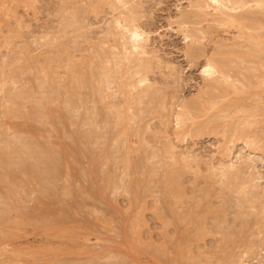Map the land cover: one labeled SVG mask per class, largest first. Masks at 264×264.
<instances>
[{
  "label": "rangeland",
  "instance_id": "obj_1",
  "mask_svg": "<svg viewBox=\"0 0 264 264\" xmlns=\"http://www.w3.org/2000/svg\"><path fill=\"white\" fill-rule=\"evenodd\" d=\"M197 1L198 3L195 4ZM224 1L221 2L223 6ZM230 2H226V5ZM233 2H237L235 6L239 4L238 8L234 6L237 8H234L235 10L232 7ZM239 2L240 0L232 1L230 8L229 6L225 8L211 0H202L203 4L201 0H0V103H2L0 104V159L5 162L4 165L2 161L0 162V180H2L0 201L4 199V203L3 201L0 203V211L6 212V215L4 213L0 219V225L2 224V227L0 226V264H58L59 262V264H264V138H262L264 137V93H262L264 92V74H262L264 60L258 61L264 59V53L261 52L262 55L259 54V57L255 56L259 51L254 53L253 51L256 50L254 49L251 51L254 53L252 60L257 57L258 60L252 61L249 58L250 55L248 62H246L247 57L243 58L244 55L248 56L246 53L248 49L250 50L248 47L250 43L254 40L264 42V0H246L241 6ZM201 4L206 6L203 7ZM251 14H253L252 17ZM255 15L260 16L263 21L259 20L260 17L258 20L254 18L257 17ZM237 16L238 18L248 16V20L253 18L251 20L256 21L250 24V20L246 19L245 22L243 21L245 24L241 22V25L244 24L246 27L243 28L240 26V19H236ZM129 30H136L141 34L137 49L131 47ZM258 46L257 44L254 48ZM260 46L258 50L262 51L259 49ZM230 52L232 53L229 54ZM96 59L98 60L95 61ZM237 59H242L239 61L243 64H239ZM245 59L247 60L244 61ZM86 60H88L87 63ZM232 60L234 62H230ZM219 61L220 65L224 62L223 69L219 66ZM208 63L216 66V73L211 76L205 73ZM225 63H228L227 66L233 65H230L228 69ZM74 65L76 70L72 67ZM94 66L100 68L97 69ZM142 66L145 68L141 69ZM86 67L88 70L84 69ZM81 68L83 71H80ZM72 69L79 71L78 77L79 73L83 72V75L80 74V81L84 78L86 80V77L90 80L87 79L86 83L85 80L79 82L77 76L74 78L75 75H72V78L70 74ZM224 70L227 72L225 73ZM89 72L90 74H87ZM250 72L253 73L250 74ZM250 75L257 77L250 79ZM65 80L69 81L65 82ZM253 80L259 83L260 86L256 84L258 88H252L253 85L255 86V83L252 84ZM76 82L77 86L74 85ZM63 88L70 91L69 94ZM145 92L146 95L142 98ZM65 94L69 96L65 97ZM89 95L90 99H88ZM53 97L54 99H51ZM139 98L142 101H139ZM65 99L72 100L69 107L66 106L68 104ZM96 99L98 104L95 102ZM137 99L139 102H136ZM235 99L236 103H234ZM240 99L242 103L237 101ZM21 101H23L22 106H20ZM58 103H61V106ZM52 104L58 106L53 107ZM55 107L59 109L55 110ZM47 111L51 116L47 117V119L51 118L50 122L44 117ZM108 114L111 116L107 117ZM120 114L121 117L117 118ZM17 115L19 117H16ZM96 115L100 117L98 120ZM42 116L44 118H41ZM125 116L130 118L127 117L129 118L127 119ZM112 117H115V120H112ZM71 119H74V123ZM77 119L80 127L78 123H75ZM91 119L96 120L97 125L99 119L102 120L97 126L101 128L90 125ZM9 120L15 122H9ZM21 120L25 121V124ZM113 121H116L115 125ZM45 123H48L50 127ZM72 124L75 126H71ZM109 124L112 125L109 126ZM116 126L117 128H114ZM109 127L110 129L106 130ZM15 128L16 131H14ZM223 129L228 130V133L226 131L222 133ZM117 131L120 132L117 134ZM88 132L89 134L95 132V136L87 134ZM76 133L77 140L74 136ZM124 133L127 135L124 136ZM3 137L6 138L2 139ZM108 139L109 142L111 141L110 144ZM104 143L108 146L106 149H104ZM89 145L94 147V151L92 147V149L88 148ZM100 145H102V152ZM54 147L58 148L54 149ZM132 151L134 153H131ZM35 152L36 155H34ZM18 155L20 157H17ZM127 155L128 159L125 162ZM113 156L115 157L112 158ZM121 156L124 157L123 160ZM25 158L27 159L24 161ZM47 158L51 161H47ZM52 160L56 161L55 167ZM106 160L109 161L106 162ZM12 161L15 163L18 161V163L15 164ZM117 161L119 163L115 165ZM18 164L19 169L12 168ZM84 167L88 170L83 169ZM148 168L149 172H147ZM155 168L157 170H153ZM163 170L166 171L163 172ZM64 171L69 174L66 175ZM104 171L107 176L103 173ZM29 172H33L34 175ZM151 172L157 175L154 176ZM24 174L27 175L24 176ZM168 174L171 175L168 176ZM5 175L7 178L9 176V179ZM222 181H225V185L224 182L222 185ZM17 182H21L20 184L24 185H21L23 188L20 185L17 186ZM173 182H176V185ZM7 183L11 184L10 187ZM40 183L42 186L39 188ZM151 184L157 186H155L157 191ZM47 185L52 189H49ZM164 186H167L166 189L163 188ZM174 194L179 197L177 198ZM244 195L246 197H243ZM10 196L14 198V201ZM238 200H240V206L244 204L242 208L238 205ZM0 214V216L3 215L1 212ZM34 220L39 223H35ZM227 237L234 242L227 241ZM241 238H246L244 240L247 243ZM225 240L227 246L223 244ZM224 250L227 252L229 250L228 255ZM232 250L234 254L236 253L235 255ZM223 254L225 260L222 259Z\"/></svg>",
  "mask_w": 264,
  "mask_h": 264
},
{
  "label": "bare ground",
  "instance_id": "obj_2",
  "mask_svg": "<svg viewBox=\"0 0 264 264\" xmlns=\"http://www.w3.org/2000/svg\"><path fill=\"white\" fill-rule=\"evenodd\" d=\"M211 1H212L213 3L215 2L216 4L220 5L221 2H223L224 0H223V1H222V0H211ZM225 1H226V2H230V1H231V2H230V4L227 3V5H226V2H225ZM225 1H224V3H225L224 6H223V3H222V4H221L222 6L220 5V7H225V8H227L229 5H231L232 1H237V0H225ZM243 1L245 2L246 0H242V2H241V0H240V2H239V3H240V6H241L242 3L244 4ZM196 3H198V1L195 2V4H196ZM201 3H202V0H201ZM203 3L206 4L205 1H203ZM203 3H202V4H203ZM219 3H220V4H219ZM236 3H237V2H233V3H232V4H233V5H232L233 9H234L235 7H237V6H239V4H237V6H235ZM202 4H201V5H202ZM243 4H242V5H243ZM197 5H198V4H197ZM197 5H196V6H197ZM201 5H199V7H200ZM225 5H226V6H225ZM196 6H195V7H196ZM202 6H203V5H202ZM204 6H206V5H204ZM204 6H203V7H204ZM234 6H235V7H234ZM203 7H202V8H203ZM232 7H231V8H232ZM228 8H230V6H229ZM237 8H238V7H237ZM237 8H235V9H237ZM198 9H201V8H198ZM233 9H232V10H233ZM235 9H234V10H235ZM251 13H252V12H251ZM262 13H263V12H262ZM243 14H244V13H243ZM249 14H250V13H249ZM254 14H255V13H254ZM256 14H257V13H256ZM259 14H260V12H259ZM245 15H247V14H245ZM248 16H249V15H248ZM248 16H247V17H248ZM252 16H253V14H251V17H252ZM255 16H257V15H255ZM243 17H244V16H243ZM243 17H242V18H238V16L236 17L237 20L240 19V20H239V21H240V26H241V27L243 26V28H246V27L244 26V24H245L244 22H245L246 19H247V21L250 20V21H249L250 24L252 23V21H253V22L256 21V20H251V19H253V18H251V19L248 20L247 17H244V18H243ZM259 17H260V16H257V17H254V18H257V20H258ZM243 19H244V20H243ZM259 20H262V18L260 17ZM263 20H264V19H263ZM263 20H262V21H263ZM239 21H238V23H239ZM243 21H244V22H243ZM247 21H246V23L249 24V22H247ZM241 22H243L244 24L242 23L243 25H241ZM240 26H239V27H240ZM248 29H249V28H248ZM129 31H130V30H129ZM130 38H131V40H132V41H131V47L133 46L132 49H133V48L137 49V46H138L137 43L140 42L139 40H140V38H141V34L138 33L136 30H131V31H130L129 39H130ZM250 38H251V37H250ZM256 39H257V38H256ZM258 39H260V38L258 37ZM129 41H130V40H129ZM254 41H255V40H254ZM254 41H253V42H254ZM132 42H133V44H132ZM253 42H252V43H253ZM258 42H259L260 44L262 43L260 40H257V42L255 41L253 44H252V43H250L251 45L249 44L250 46H248V47L250 48V50L248 49L249 52H248V51H247V53L245 52L248 56L244 55L243 58H244V57H247V58H248L249 55H250L249 58H251V60H252L255 51H257V52L259 51L258 54H257V53L255 54V56L258 55V57H259V54L262 55V53H264V50L262 49V47L264 46V45H263L264 42L261 44V46H260V44H259ZM256 43L260 46L259 49H261L262 51L258 50V47H259V46H258L257 48H254V47L257 45ZM134 44H136V45H134ZM254 44H256V45H254ZM252 45H254L253 49H251V46H252ZM262 45H263V46H262ZM229 48H230V47H229ZM263 48H264V47H263ZM254 49H256V50H254ZM220 50H221V49H220ZM252 50H254V51H253L254 53L251 52ZM219 52H221V51H219ZM261 52H262V53H261ZM231 53H232V52H230L229 54H231ZM245 53H244V54H245ZM249 53H251V54H249ZM252 53H253V55H252ZM219 54H220V53H219ZM221 54H222V53H221ZM227 54H228V53H227ZM235 54H236V53H235ZM242 54H243V53H242ZM242 54H241V56H242ZM100 56H101V55H100ZM232 56H234V55H232ZM101 57H102V56H101ZM236 57H238V56L236 55ZM258 57H257V59H256V58H254V59L258 60V59H259ZM241 58H242V57H241ZM249 58H248V60L245 59L244 61L247 60L246 62H248V61H249ZM98 59H99V58H98ZM98 59H96L95 61H97ZM101 59H102V58H101ZM254 59H253L252 61H254ZM219 60H220V59H219ZM222 60H223V59H221V61H222ZM225 60H226V62L228 61L227 59H225ZM237 60H238V59H237ZM237 60H236V62H237ZM239 60L242 61V59H239ZM239 60H238V62H239V64H240L241 62H240ZM251 60H250V62H251ZM263 60H264V59H262V60H258V61L262 62ZM87 61H88V60H86V63H87ZM244 61H243V62H244ZM91 62H92V61H91ZM101 62H102V61H101ZM213 62H214V61H213ZM228 62H229V61H228ZM230 62H234V60H232V61H230ZM74 63H75V62H73V64H74ZM103 63H104V61H103ZM215 63H216V65H218L217 62H215ZM218 63H219V66H220V67L224 66V65H223L224 62H223L221 65H220V61H219ZM244 63H245V62H244ZM253 63H254V62H253ZM73 64H72V65H73ZM99 64H101V63H99ZM210 64H213V63H208V66H207L206 69H205V73H207L208 76H209V75L211 76L212 74H215V73H216V69H215L216 66H215V64H213V65H210ZM225 64H226V66H227L228 63H225ZM234 64H238V63H234ZM241 64H243V63H241ZM246 64H247V63H246ZM251 64H252V63H251ZM255 64H256V63H255ZM77 65H78V64H77ZM80 65L84 66L83 64H80ZM103 65H104V64H103ZM119 65H120V64H119ZM230 65H233V64H229V66H227L226 68L230 69ZM259 65H260V64H259ZM261 65H262V64H261ZM20 66H23V65H20ZM70 66H71V65H70ZM99 66H100V65H99ZM99 66H98V68H100ZM116 66H117V65H115V67H116ZM139 66H140V65H139ZM139 66H138V67H139ZM219 66H217V68H218ZM263 66H264V65H263ZM72 67H73V69L76 68L75 65L72 66ZM72 67H70V68H72ZM80 67H81V66H80ZM84 67H85V66H84ZM87 67H88V66H87ZM87 67L84 68V69H87ZM90 67H91V66H90ZM90 67H89V68H90ZM94 67L97 68V66H94ZM103 67H105V66H103ZM220 67H219V69H221ZM244 67H246V66L244 65ZM247 67H248V66H247ZM26 68H27V67H26ZM30 68L32 69L31 66H30ZM70 68H69V69H70ZM98 68H97V69H98ZM107 68H108V67H107ZM113 68H114V66L112 67V69H113ZM119 68L121 69V66H120ZM144 68H145V66H144ZM144 68H143V66L141 67V69H144ZM223 68H224V67H222V69H223ZM249 68H250V67H249ZM254 68H256V67L254 66ZM17 69H18V68H17ZM19 69H20V68H19ZM27 69H29V68H27ZM73 69H72V71H70V72H71L70 74H71V76H72V75H73V76L75 75V76H74V78H75V77L77 76V74H78L79 71H74V70H76V69H74V70H73ZM101 69H102V68H101ZM108 69H109V68H108ZM112 69H111V70H112ZM116 69H117V68H116ZM137 69H138V68H137ZM139 69H140V68H139ZM219 69H217V71H218ZM242 69H243V68H242ZM245 69H246V68H245ZM23 70H24V69H23ZM23 70H22V71H23ZM37 70H38V69H37ZM87 70H88V69H87ZM94 70H95V69H94ZM103 70H104V69H103ZM109 70H110V69H109ZM232 70L234 71L235 68L232 69ZM246 70H249V69H246ZM254 70H256V69H254ZM22 71H21V72H22ZM24 71H25V70H24ZM40 71H41V69H40ZM44 71H45V70H44ZM73 71H74V72H73ZM80 71H83V69L81 68ZM89 71H90V69H89ZM95 71H96V70H95ZM99 71H100V70H99ZM105 71H106V70H105ZM114 71H115V69H114ZM116 71L118 72V69H117ZM224 71H225V70H224ZM224 71H223V72H224ZM244 71H245V70H244ZM19 72H20V71H19ZM38 72H39V70H38ZM72 72H73V74H72ZM75 72H76V73H75ZM84 72H85V71H84ZM112 72H113V71H112ZM226 72H227V71H225V73H226ZM17 73H18V72H17ZM24 73H25V72H24ZM42 73H43V72H42ZM44 73H45V72H44ZM46 73H47V72H46ZM81 73H82V75H83V72H81ZM81 73H79V77L77 76L76 78L79 80V82H84L85 78H84V79L81 78V79H83V81H80V79H79L80 76H81V75H80ZM85 73H86V72H85ZM105 73H106V72H105ZM108 73H109V72H108ZM115 73H116V72H115ZM217 73H218V72H217ZM236 73H237V71H236ZM243 73H245V72H243ZM246 73H247V72H246ZM252 73H253V72H250V74H252ZM257 73H258V72H257ZM19 74H20V73H19ZM26 74H27V73H26ZM26 74H25V75H26ZM87 74H90V72L87 73ZM110 74H111V73H110ZM222 74H223V73H222ZM231 74H233V73H231ZM262 74H264V73H262ZM22 75H23V74H22ZM28 75H29V74H28ZM41 75H43V74H41ZM44 75H45V74H44ZM92 75H93V74L91 73V76H90L91 78L93 77ZM100 75H101V74H100ZM100 75H99V78H100ZM237 75H238V74H237ZM240 75H241V74H240ZM240 75H239V76H240ZM248 75H249V74H248ZM259 75H260V72H259ZM48 76H49V75H48ZM68 76L70 77V75H68ZM73 76H72V78H73ZM85 76H87V75L85 74ZM85 76H84V77H85ZM102 76L104 77L103 74H102ZM105 76H108V75H105ZM112 76H113V74H112ZM231 76H232V75H231ZM234 76H235V72H234ZM250 76H251V75H250ZM250 76H249V77H250ZM255 76H256V75H255ZM255 76H254V75L251 76L250 79H252V77H255ZM88 77H89V75H88ZM224 77H225V76H224ZM256 77H257V76H256ZM256 77H255V78H256ZM262 77H263V75H262ZM262 77H261V78H262ZM26 78H27V77H26ZM39 78H40V77H39ZM46 78H47V77H46ZM67 78H68V77H67ZM67 78H66V79H67ZM244 78H245V77H244ZM246 78H248V77H246ZM258 78H259V77H258ZM263 78H264V77H263ZM48 79H49V78H48ZM52 79H53V78H51V80H52ZM70 79H71V78H70ZM87 79H88V78L86 77L85 82L87 81ZM94 79H96V77H95ZM100 79H101V78H100ZM216 79H217V78H216ZM221 79H222V78H221ZM250 79H249V81H250ZM44 80H45V79H44ZM63 80H64V79H63ZM78 80H75V81H78ZM88 80H90V78H89ZM246 80H247V79H246ZM254 80H255V79H254ZM254 80L252 81V84L255 83ZM61 81H62V80H61ZM67 81H69V80H67ZM67 81L65 80V82H67ZM72 81H73V79H72ZM94 81H95V80H94ZM94 81H93V82H94ZM220 81H221V80H220ZM220 81H218V83H219ZM225 81H226V78H225ZM242 81H243V80H242ZM23 82H24V81H23ZM42 82H43V81H42ZM46 82H47V81H46ZM87 82H88V81H87ZM87 82H86V83H87ZM215 82H216V81H215ZM246 82H248V80H247ZM259 82H260V81H259ZM47 83H48V82H47ZM63 83H64V82H63ZM63 83H62V87H63ZM68 83H69V82H68ZM224 83H225V82H223V84H224ZM262 83H263V82H262ZM262 83H260V84H262ZM33 84H34V83H33ZM50 84H52V83H50ZM66 84H67V83H66ZM70 84H72V83H70ZM97 84H98V83H97ZM249 84H250V83H249ZM252 84H251V85H252ZM256 84L259 85V83H255V86L253 85V87H252V86H251V87H252V88H256V87L258 88V87L260 86V85H259V86H256ZM24 85H25V83H24ZM29 85H30V84H29ZM31 85H32V84H31ZM35 85H36V83H35ZM43 85H44V83H43ZM74 85L77 86V82H76V84H74ZM88 85H89V84H88ZM99 85H100V84H99ZM99 85H98V87H100ZM215 85H216V84H215ZM215 85H214V86H215ZM221 85H222V84H221ZM27 86H28V85H27ZM32 86H33V85H32ZM32 86H31V87H32ZM57 86H58V85H57ZM57 86H56V87H57ZM60 86H61V84H60ZM70 86H71V85H70ZM70 86H69V87H70ZM79 86H80V85H79ZM79 86H78V87H79ZM84 86H85V85H84ZM84 86H83V87H84ZM102 86H103V85H102ZM208 86H209V84H208ZM212 86H213V85H212ZM249 86H250V85H249ZM31 87H30V89H31ZM48 87H49V86H48ZM51 87H54V86H51ZM56 87H55V88H56ZM73 87H74V86H73ZM95 87H96V86H95ZM215 87H216V86H215ZM229 87L231 88V86H229ZM243 87H245V86H243ZM261 87H262V86H261ZM263 87H264V86H263ZM25 88H26V87H25ZM35 88H36V87H35ZM46 88H47V87H46ZM67 88H68V85H67ZM71 88H72V87H71ZM101 88H102V87H101ZM247 88L249 89L248 86H247ZM26 89H27V88H26ZM30 89H29V90H30ZM37 89H38V88H37ZM49 89H52V88L49 87ZM56 89H57V88H56ZM58 89H59V87H58ZM60 89H61V87H60ZM63 89H64V88H63ZM68 89H69V88H68ZM210 89H211V88H210ZM232 89H235V88H232ZM242 89H243V88H242ZM244 89H245V88H244ZM248 89H247V90H248ZM31 90H32V89H31ZM40 90H41V89H40ZM45 90H46V89H45ZM45 90H44V91H45ZM47 90H48V89H47ZM64 90H66V89H64ZM64 90H63V91H64ZM74 90H75V89H74ZM77 90H78V89H77ZM88 90H89V89H87V91H88ZM221 90H222V88H221ZM227 90H229V89H227ZM252 90H253V89H252ZM67 91H68V90H66V92H67ZM90 91H91V90H90ZM92 91H93V90H92ZM217 91H218V90H217ZM248 91H250V90H248ZM35 92H36V91H35ZM45 92H46V91H45ZM48 92H50V91L48 90ZM69 92H70V91H68V94H69ZM75 92H78V91L75 90ZM97 92H98V91H97ZM99 92H100V91H99ZM219 92H220V90H219ZM225 92H226V91H225ZM233 92H235V91H233ZM233 92H232V93H233ZM63 93H65V92H63ZM92 93H93V92H92ZM210 93H211V92H210ZM220 93H221V92H220ZM253 93H254V92H253ZM255 93H256V92H255ZM255 93H254V94H255ZM262 93H264V92H262ZM38 94H40V93H38ZM53 94H55V92H54ZM68 94H67V95H68ZM79 94H80V93H79ZM88 94H89V93H88ZM93 94H95V93H93ZM93 94H92V95H93ZM96 94H97V93H96ZM148 94H150V93H148ZM207 94L209 95V92H207ZM245 94H246V93H245ZM257 94L260 95V93H258V92H257ZM58 95H59V94H58ZM58 95H56V96L53 95V96L57 97ZM67 95L65 94L64 96L66 97ZM141 95H142V94H141ZM144 95H146V92L143 93V97H142V98H144ZM11 96H12V95H11ZM24 96H26V95H24ZM42 96H43V95H42ZM44 96H46V95H44ZM60 96H62V95H60ZM68 96H69V95H68ZM76 96H77V95H76ZM82 96H83V95H82ZM248 96H249V95H248ZM253 96H254V95H253ZM49 97H51V96H49ZM62 97H63V96H62ZM62 97H61L60 99H62ZM65 97H64V98H65ZM73 97H74V95H73ZM84 97H85V96H84ZM92 97H93V96H92ZM99 97H100V96H99ZM147 97H148V96H147ZM240 97H241V96H240ZM251 97H252V96H251ZM254 97H255V96H254ZM259 97H260V96H259ZM261 97H262V95H261ZM261 97H260V98H261ZM10 98L12 99V97H10ZM21 98H22V97H21ZM23 98H24V97H23ZM86 98H87V97H86ZM96 98H98V97L96 96ZM149 98H150V97H149ZM152 98H153V97H152ZM234 98H235V97H234ZM234 98H233V99H234ZM247 98H248V97H247ZM51 99H54V97L51 98ZM51 99H50V100H51ZM58 99H59V98H58ZM58 99H56V100H58ZM73 99L75 100L76 98H73ZM88 99H90V95H89V98H88ZM91 99H92V98H91ZM98 99H99V98H98ZM139 99H140V98H139ZM238 99H239V98H238ZM8 100H9V99H8ZM27 100H29V99H27ZM31 100H32V99H30V101H31ZM46 100H47V99H46ZM65 100H67V99H65ZM93 100H94V99H93ZM100 100H101V98H100ZM148 100H149V99H148ZM16 101H17V100H16ZM59 101H60V100H59ZM71 101H72L71 99L67 100L66 102H67L68 105H66V106L69 107V106L72 104ZM96 101H98V100L96 99L95 102H96ZM137 101H138V99L136 100V102H137ZM139 101H142V100L140 99ZM139 101H138V102H139ZM153 101H154V100H153ZM204 101H205V100H204ZM237 101H239V103H240L242 100L240 99V100H237ZM254 101H256V100H254ZM21 102H22V104L20 105V103H19L18 105L22 106V105H23V101H21ZM41 102H43V101H41ZM47 102H48V101H47ZM57 102H58V101H57ZM63 102H64V101H63ZM74 102H76V101H74ZM85 102H86V101H85ZM91 102H92V101H91ZM151 102H152V101H151ZM243 102H244V101H243ZM249 102H250V101H249ZM249 102H248V104L251 105L252 101H251V103H249ZM257 102H258V101H257ZM16 103H18V101H17ZM26 103H27V102H26ZM43 103H44V102H43ZM45 103H46V102H45ZM48 103H49V102H48ZM48 103H47V104H48ZM76 103H77V102H76ZM79 103H80V102H79ZM81 103H82V102H81ZM96 103L98 104V102H96ZM101 103H102V102H101ZM234 103H236V99H235V102H234ZM237 103H238V102H237ZM241 103H242V102H241ZM246 103H247V101H246ZM0 104L2 105V103H0ZM24 104H25V103H24ZM47 104H46V105H47ZM58 104L60 105L61 103H58ZM73 104H74V103H73ZM94 104H95V103H94ZM202 104H203V103H202ZM204 104H205V103H204ZM252 104H253V103H252ZM3 105H4V104H3ZM12 105H13V104H12ZM48 105H51V104H48ZM48 105H47V107H48ZM52 105H53V104H52ZM54 105H56V104H54ZM54 105H53V107H54ZM86 105H88V104H86ZM249 105H247V106H249ZM16 106H17V105H16ZM56 106H58V105H56ZM60 106H61V105H60ZM63 106H65V105H63ZM105 106H106V105H105ZM236 106H237V104H236ZM238 106H239V105H238ZM2 107H3V106H2ZM10 107H11V105H10ZM37 107H39V106H37ZM41 107H42V106H41ZM51 107H52V106H51ZM71 107H72V106H71ZM71 107H70V108H71ZM80 107L82 108L83 105L80 106ZM90 107H91V106H90ZM100 107H101V106H100ZM6 108L8 109L7 106H6ZM32 108H33V107H32ZM32 108H31V109H32ZM49 108H50V107H49ZM55 108H56V107H55ZM61 108H62V107H61ZM70 108H69V109H70ZM73 108H74V107H73ZM86 108H88V107H86ZM86 108H85V109H86ZM110 108H111V107H110ZM110 108H109V109H110ZM245 108H246V107H245ZM18 109H19V108H18ZM37 109H38V108H37ZM39 109H40V108H39ZM58 109H59V108H58ZM58 109L56 108L55 110H58ZM90 109H91V108H90ZM112 109H113V108H112ZM43 110L45 111L44 108H43ZM63 110H64V109H63ZM66 110H67V109H66ZM88 110H89V109H88ZM97 110H99V108H98ZM10 111H11V110H10ZM16 111H17V110H16ZM16 111H15V112H16ZM34 111H35V110H34ZM59 111H61V110H59ZM67 111H69V110H67ZM82 111H83V110H82ZM89 111H90V110H89ZM106 111H107V110H106ZM110 111H111V110H110ZM122 111H123V110H122ZM256 111H257V110H256ZM259 111H260V110H259ZM15 112H14V113H15ZM20 112H21V111H20ZM29 112H30V111H29ZM31 112H32V111H31ZM39 112H40V111H39ZM62 112H63V111H62ZM64 112H66V111L64 110ZM64 112H63V113H64ZM73 112H74V111H73ZM80 112H81V110H80ZM80 112H79V113H80ZM99 112H100V111H99ZM102 112H103V111H102ZM104 112H105V110H104ZM123 112H124V111H123ZM7 113H8V112H7ZM17 113H18V112H17ZM21 113H22V112H21ZM21 113H19V114H21ZM23 113H24V112H23ZM23 113H22V114H23ZM36 113H38V112H36ZM82 113H83V112H81V114H82ZM84 113H85V112H84ZM124 113H125V112H124ZM140 113H141V112H140ZM34 114H35V113H34ZM56 114H57V113H55V116H57ZM65 114H66V113H65ZM86 114H87V113H86ZM89 114H90V113H89ZM95 114H97V113H95ZM122 114H123V113H122ZM11 115H12V114H11ZM27 115H28V114H27ZM45 115H46V116H44V115H43V116L46 117V119H47V117L50 116V113H48V111H47V112L45 113ZM66 115H67V114H66ZM97 115H99V114H97ZM97 115H96V117H97ZM131 115H132V113H131ZM131 115H130V116H131ZM9 116H10V115H9ZM31 116H32V115H31ZM39 116H40V115H39ZM39 116H37V117H39ZM43 116H42L41 118H44ZM55 116H54V118H55ZM62 116H63V115H62ZM108 116H111V115L108 114L107 117H108ZM130 116H127V117L130 118ZM134 116H135V115H134ZM136 116H137V115H136ZM138 116H139V114H138ZM138 116H137V117H138ZM12 117H13V116H12ZM16 117H19V116L17 115ZM23 117H24V116H23ZM27 117H28V116H27ZM50 117H51V116H50ZM50 117L48 118V119H49V122L51 121V120H50V119H51ZM58 117H59V116H58ZM58 117H57V118H58ZM96 117H95V118H96ZM120 117H121V114H120V116H117V118H120ZM125 117H126V116H125ZM127 117H126V118H127ZM29 118H32V117H29ZM74 118H75V117H74ZM95 118H94V119H95ZM98 118H100V117H97L96 120H98ZM104 118H106V117H104ZM112 118H113V117H112ZM114 118H115V117H114ZM114 118H113L112 120H115ZM126 118H125V120H126ZM129 118H127V119H129ZM131 118H132V117H131ZM133 118H134V117H133ZM11 119H12V118H11ZM15 119H16V118H15ZM27 119H28V118H27ZM38 119H39V118H38ZM48 119H47V120H48ZM55 119H56V118H55ZM60 119H61V118H60ZM81 119H83V118H81ZM81 119H80V120H81ZM94 119L89 120V121H90L89 124L92 125V126L97 127V126L99 125L100 121H102V120L99 119V122H98V125H97V122H96V120H94ZM123 119H124V118H123ZM123 119H122V120H123ZM24 120H25V118H24ZM64 120H65V119H64ZM66 120H67V119H66ZM71 120H72V119H71ZM86 120H87V119H86ZM105 120H106V119H105ZM105 120H104V121H105ZM107 120H108V119H107ZM110 120H111V118H110ZM112 120H111V121H112ZM122 120H120V121H122ZM130 120H131V119H130ZM10 121H14V120H9V122H10ZM16 121H17V120H16ZM25 121L28 122L27 120H25ZM25 121H24V122H25ZM41 121H42V119H41ZM41 121H40V122H41ZM44 121H46V120H44ZM44 121H43V123H44ZM72 121H73V123H74V119H73ZM77 121H78V119L76 120L75 123H76V124L78 123V125H79V121H78V122H77ZM111 121H110V122H111ZM123 121H124V120H123ZM123 121H122L121 123H123ZM14 122H15V121H14ZM21 122H23V120H21ZM24 122H23V123H24ZM30 122H31V121H30ZM32 122H33V119H32ZM40 122H39V123H40ZM54 122H55V120H54ZM56 122H57V121H56ZM62 122H63V121H62ZM70 122H71V121H70ZM81 122H82V121H81ZM110 122H109V123H110ZM113 122H114L113 124L115 125V122H116V121H113ZM124 122H125V121H124ZM214 122H217V120H214ZM214 122H213V123H214ZM33 123H34V122H33ZM60 123H61V122H60ZM66 123H67V122H66ZM85 123H87V122H85ZM119 123H120V122H119ZM121 123H120V125H121ZM24 124H25V123H24ZM26 124H28V123H26ZM30 124H31V123H30ZM34 124H35V123H34ZM40 124H41V123H40ZM45 124H48V123H45ZM45 124H44V126H46ZM69 124H70V123H69ZM105 124H106V123H105ZM107 124H108V123H107ZM107 124H106V125H107ZM215 124H216V123H215ZM217 124H218V123H217ZM260 124H262V123H260ZM32 125H33V124H32ZM37 125H39V124L37 123ZM102 125H103V123H102ZM110 125H112V124H109V126H110ZM128 125H129V124H128ZM128 125H127V126H128ZM218 125H219V124H218ZM8 126H9V125H8ZM23 126H24V125H21V127H23ZM44 126H43V127H44ZM58 126H59V125H58ZM71 126L74 127L75 125L72 124ZM76 126H77V125H76ZM88 126H89V125H88ZM92 126H91V127H92ZM24 127H25V126H24ZM48 127H50L49 124H48ZM59 127H60V126H59ZM62 127H63V126H62ZM62 127H61V128H62ZM67 127H68V126H67ZM79 127H80V125H79ZM107 127H108V126H107ZM118 127H119V126H118ZM120 127H121V126H120ZM263 127H264V126H263ZM17 128H18V127H17ZM52 128L54 129V126H53ZM55 128H58V127H55ZM71 128H72V127H71ZM71 128H69V129L71 130ZM88 128H89L90 131H91V128H90V127H88ZM88 128H87V129H88ZM93 128H94V127H93ZM97 128H101V127H97ZM104 128H105V127H104ZM114 128H117V126L114 127ZM206 128H207V127H206ZM216 128H217V127H216ZM233 128H234V127H233ZM233 128H232V129H233ZM254 128H255V127H254ZM254 128H253V129H254ZM9 129H11V128H9ZM12 129H13V127H12ZM21 129H23V128H21ZM21 129H20V133H21ZM24 129H25V128H24ZM62 129H63V128H62ZM62 129H61V130H62ZM89 129H88L87 131H89ZM108 129H110V127H109V128H106V130H108ZM111 129H112V127H111ZM122 129H123V128H122ZM253 129H252V130H253ZM6 130H7V129H6ZM42 130H44V129H42ZM73 130H74V129H73ZM78 130H83V129H78ZM92 130H94V129H92ZM125 130H126V129H125ZM125 130H124V131H125ZM250 130H251V129H250ZM14 131H16V128L14 129ZM14 131H13V132H14ZM18 131H19V130H18ZM52 131H55V130H52ZM56 131H57V130H56ZM71 131H72V130H71ZM94 131H97V129L94 130ZM112 131H113V129H112ZM223 131H224V129L222 130V133H223ZM225 131H226V130H225ZM225 131H224V133H226L228 130H227L226 132H225ZM247 131H248V130H247ZM254 131H255V130H254ZM254 131H253V132H254ZM3 132H4V131H3ZM35 132H36V130H35ZM41 132L43 133V131H41ZM45 132H46V130L44 131V134H45ZM61 132H63V130H62ZM101 132H102V131H101ZM119 132H120V131H119ZM119 132L117 131V134H118ZM248 132H249V131H248ZM251 132H252V131H251ZM24 133H27V132H24ZM56 133H57V132H56ZM67 133H68V132H67ZM85 133H86V132H85ZM85 133H84V134H85ZM108 133H109V132H108ZM108 133H107V135H108ZM128 133H129V131H128ZM222 133L220 132V134H222ZM227 133H228V132H227ZM261 133H262V134H261ZM261 133H260V134L263 135V132H261ZM7 134H8V133H7ZM10 134H11V133H10ZM15 134H16V133H15ZM37 134H39V133L37 132ZM40 134H41V133H40ZM68 134H69V133H68ZM78 134H80V133H78ZM87 134H89V132H88ZM90 134H91V133H90ZM90 134H89V135H90ZM92 134H93V132H92ZM92 134H91V135H92ZM114 134H115V133H114ZM117 134H115V135H117ZM252 134H253V133H252ZM257 134H258V133H257ZM16 135H17V134H16ZM31 135H32V134H30V137H31ZM96 135H97V134H96ZM121 135H122V134H121ZM126 135H127V134H126ZM126 135H125V133H124V136H126ZM222 135H223V134H222ZM247 135H248V134H247ZM261 135H260V136H261ZM25 136H26V135H25ZM62 136H63V135H62ZM74 136H76V140H77V133H76V135H74ZM92 136H93V137L95 136V132H94V134H93ZM102 136H103V135H102ZM118 136H119V135H118ZM263 136H264V135H263ZM1 137H2V136H1ZM13 137H14V136H13ZM36 137H37V135H36ZM41 137H42V136H41ZM63 137H65V135H64ZM82 137H84V136L82 135ZM89 137H90V136H89ZM89 137L87 136V138H89ZM103 137H105V135H104ZM106 137H108V136H106ZM113 137H114V136H113ZM256 137H257V136H256ZM5 138H6V137H3L2 139H5ZM23 138H24V137H23ZM31 138H32V137H31ZM39 138H40V137H39ZM67 138H69V137H67ZM67 138H66V139H67ZM78 138H79V136H78ZM91 138H92V137H90V139H91ZM260 138H261V137H260ZM260 138H258V139H260ZM262 138H264V137H262ZM7 139H8V138H7ZM29 139H30V138H29ZM29 139H28V140H29ZM63 139H64V138H63ZM80 139H81V138H79V140H80ZM83 139H84V138H83ZM85 139H86V137H85ZM92 139H93V138H92ZM99 139H100V138H99ZM99 139H98V140H99ZM101 139H103V138H101ZM101 139H100V140H101ZM111 139H112V138H111ZM111 139H110V140H111ZM114 139L117 140V138H115V137H114ZM8 140H9V139H8ZM31 140H32V139H31ZM35 140H36V139H35ZM69 140H70V138H69ZM93 140L95 141L96 139H93ZM103 140H104V139H103ZM103 140H101V141H103ZM123 140H124V139H123ZM255 140H256V139H255ZM12 141H13V140H12ZM39 141H40V140H39ZM65 141H67V140H65ZM74 141H75V140H74ZM83 141H84V140H83ZM91 141H92V140H90V142H91ZM104 141H105V140H104ZM261 141H262V139H261ZM261 141H260V142H261ZM6 142L8 143V141H6ZM33 142H34V141H33ZM67 142H68V141H67ZM86 142H88V141H86ZM90 142H88V143L90 144ZM98 142H99V141H98ZM106 142H107V141H106ZM110 142H111V141H110ZM110 142H109V139H108V143H109V144H110ZM114 142H115V141H114ZM18 143H19V140H18ZM31 143H32V141H31ZM49 143H50V142H49ZM72 143H73V142H72ZM78 143H80V142L78 141ZM82 143H83V142H82ZM93 143H94V142H93ZM115 143H116V142H115ZM117 143H118V141H117ZM120 143H121V142H120ZM123 143H124V142H123ZM1 144H2V142H1ZM50 144H51V143H50ZM50 144H49V145H50ZM68 144H69V143H68ZM75 144H77V142H75ZM96 144H97V142H96ZM104 144H105V143H104ZM109 144H108V145H109ZM112 144H113V143H112ZM118 144H119V143H118ZM142 144H143V143H142ZM15 145H16V144H15ZM33 145H34V144H33ZM33 145H32V146H33ZM41 145H42V144H41ZM47 145H48V144H47ZM70 145L73 146V144H71V143H70ZM82 145H83V144H82ZM82 145H80V146H82ZM92 145H93V144H92ZM102 145H103V144H102ZM102 145H100V147H101ZM139 145H141V144H139ZM66 146H67V145H66ZM86 146H87V144H86ZM96 146H97V145H96ZM121 146H122V144H121ZM121 146H120V147H121ZM124 146H125V144H124ZM6 147H7V145H6ZM9 147H10V146H9ZM27 147H28V146H27ZM51 147H53V145H51ZM51 147H50V148H51ZM76 147H77V146H76ZM82 147H83V146H82ZM91 147H92V146H90V145L88 146V148H90V149L93 148V151H94V147H92V148H91ZM100 147L98 148V150L100 149ZM106 147H108V146H106V144H105L104 149H106ZM117 147H119V146H117ZM138 147H139V146H138ZM140 147L142 148V145H141ZM143 147H144V146H143ZM0 148H1V145H0ZM4 148H5V147H4ZM13 148H14V147H13ZM22 148H23V147H22ZM22 148H20V149H22ZM31 148H33V147H31ZM48 148H49V147H48ZM50 148H49V149H50ZM55 148L57 149L58 147H54V149H55ZM66 148H67V147H66ZM72 148H73V147H72ZM74 148H75V147H74ZM112 148H113V146H112ZM28 149H30V148H28ZM38 149H39V148H38ZM38 149H37V150H38ZM49 149H48V150H49ZM68 149H69V148H68ZM68 149H67V150H68ZM77 149H78V148H77ZM81 149L84 150V148H81ZM90 149H89V150H90ZM113 149H114V148H113ZM121 149H122V148H121ZM121 149H119V151H120ZM128 149H129V148H128ZM145 149H146V147H145ZM7 150H9V149H7ZM22 150H23V149H22ZM22 150H21L20 152H22ZM24 150H25V149H24ZM37 150H36V151H37ZM46 150H47V149H46ZM51 150H53V148H52ZM78 150H79V149H78ZM78 150H77V151H78ZM115 150L117 151V149H115ZM136 150H137V149H136ZM136 150H135V151H136ZM29 151H30V150H29ZM40 151H41V149H40ZM43 151H44V150H43ZM103 151H105V150H103ZM107 151H108V149H107ZM116 151H115V152H116ZM119 151H118V153H119ZM123 151H125V150H123ZM127 151H128V150H127ZM4 152H6V151L4 150ZM11 152H12V151H11ZM32 152H34V151H32ZM44 152H45V151H44ZM44 152H41V153H44ZM47 152H48V151H47ZM47 152H46V153H47ZM57 152H58V151H57ZM59 152H62V151L59 150ZM73 152H74V151H73ZM75 152H76V151H75ZM79 152H80V150H79ZM79 152H78V153H79ZM85 152L88 153L89 151H85ZM101 152H102V147H101ZM109 152H110V151H109ZM109 152H108V153H109ZM141 152H142V154H144L143 151H141ZM7 153H9V151H7ZM13 153H14V152H13ZM24 153H25V152H24ZM24 153H23V154H24ZM39 153H40V152H39ZM68 153H70V152H68ZM89 153H90V152H89ZM106 153H107V152H106ZM111 153H112V152H111ZM131 153H134V152L132 151ZM136 153H137V152H136ZM138 153H139V152H138ZM154 153H155V152H154ZM9 154H10V153H9ZM17 154H19V153H17ZM25 154H26V153H25ZM47 154H48V153H47ZM49 154H50V152H49ZM51 154H52V153H51ZM55 154H57V153H55ZM149 154H150V153H149ZM34 155H36V152H35ZM37 155H39V154L37 153ZM52 155H53V154H52ZM52 155H51V156H52ZM112 155H113V154H112ZM125 155H126V154H125ZM131 155H132V154H131ZM145 155H146V154H145ZM147 155H148V154H147ZM2 156H3V155H2V153H1V157H2ZM14 156H15V155H14ZM23 156H24V155H23ZM29 156H30V155H29ZM29 156H28V157H29ZM40 156H41V155H40ZM40 156H39V157H40ZM44 156H45V155H44ZM49 156H50V155H49ZM53 156H54V155H53ZM103 156H104V155H103ZM115 156H116V154H115ZM115 156H113L112 158H114ZM123 156H124V155H123ZM142 156H144V155H142ZM8 157H10V156L8 155ZM17 157H20V156L18 155ZM26 157H27V156H26ZM37 157H38V156H37ZM41 157H42V156H41ZM94 157H95V156H94ZM94 157H93V158H94ZM116 157H117V156H116ZM118 157H119V156H118ZM126 157H127V158H126ZM126 157H125V162H126V159H128V155H127ZM147 157H148V156H147ZM147 157H146V159H147ZM3 158H4V157H3ZM6 158H7V157H6ZM21 158H22V156H21ZM21 158H20V159H21ZM33 158H34V157H33ZM43 158L45 159L46 157H43ZM54 158H55V157H54ZM57 158L59 159L58 156H57ZM67 158H68V156H67ZM98 158H99V156L97 157V159H98ZM121 158H122V156H121ZM123 158H124V157H123ZM123 158H122V160H123ZM144 158H145V157H144ZM150 158H151V157H150ZM26 159H27V158H25L24 161H25ZM44 159H41V160L43 161ZM81 159H82V158H81ZM101 159H102V158H101ZM107 159H108V158H107ZM131 159H132V158H131ZM151 159H152V158H151ZM151 159H149V160H151ZM6 160H7V159H6ZM17 160H18V159H17ZM22 160H23V158H22ZM22 160H21V161H22ZM34 160H35V159H34ZM37 160H38V159H37ZM41 160H40V161H41ZM46 160L49 161V162L51 161V159H48V158H47ZM117 160H118V159H117ZM122 160H121V162H122ZM1 161H2V159H0V162H1ZM8 161H9V160H8ZM21 161H20V166H21ZM29 161H31V160H29ZM44 161H45V160H44ZM52 161H53V160H52ZM58 161H59V160H58ZM68 161H69V160H68ZM72 161H73V160H72ZM95 161H96V160H94V162H95ZM102 161H103V160H102ZM102 161H101V162H102ZM108 161H109V160H108ZM108 161L106 160V162H108ZM111 161H114V160H111ZM115 161H116V160H115ZM118 161H119V160H118ZM118 161H117V163L115 162V165L119 163ZM142 161H144V160H142ZM9 162L11 163V161H9ZM55 162H56V161H53V165H54ZM74 162H75V161H74ZM74 162H73V163H74ZM89 162H91V161L89 160ZM127 162H128V161H127ZM173 162H174V161H173ZM1 163H3L2 165H4V163H5L4 160H3ZM7 163H8V162H7ZM12 163H15V162L12 161ZM17 163H18V161H17L15 164H17ZM34 163H35V162H34ZM37 163L40 164V162H37ZM45 163H46V162H45ZM68 163H69V162H68ZM96 163H97V162H96ZM102 163H103V162H102ZM102 163H100V164H102ZM113 163H114V162H113ZM141 163H143V162H141ZM145 163H146V162H144L143 164H145ZM148 163L151 164L152 162H148ZM23 164H24V163H23ZM35 164H36V163H35ZM51 164H52V163H51ZM58 164H59V163H58ZM71 164H72V163H71ZM74 164H75V163H74ZM86 164H87V163H86ZM90 164H91V163H90ZM105 164H106V163H105ZM108 164H109V163H108ZM110 164H111V162H110ZM122 164H123V162H122ZM173 164H174V163H173ZM173 164H172V165H173ZM0 165H1V164H0ZM8 165H9V164H8ZM56 165H57V163H56ZM64 165H67V164L64 163ZM78 165H79V164H78ZM115 165H114V166H115ZM170 165H171V163H170ZM41 166H42V164H41ZM51 166H52V165H51ZM51 166H49V167H51ZM58 166H59V165H58ZM72 166H73V165H72ZM74 166H75V165H74ZM87 166H88V165H87ZM102 166H104V164H102ZM106 166H107V165H106ZM123 166H124V165H123ZM123 166H122V167H123ZM176 166H177V165H176ZM176 166H175V167H176ZM2 167H3V166H2ZM16 167H17V169H19V168H20V167H19V164H18V166L16 165V166H14V167H12V168L14 169V168H16ZM28 167H30V165H29ZM31 167H32V166H31ZM52 167H53V166H52ZM54 167H55V165H54ZM91 167H92V165H91ZM98 167H99V166H98ZM112 167H113V166H112ZM115 167H116V166H115ZM115 167H114V168H115ZM143 167H144V166H143ZM149 167L151 168V166H149ZM153 167H154V166H153ZM4 168H5V167H4ZM9 168H10V167H9ZM21 168H22V167H21ZM78 168H79V167H78ZM89 168H90V167H89ZM100 168H102V167H100ZM106 168H107V167H106ZM123 168H124V167H123ZM158 168H159V167H158ZM5 169L7 170V168H5ZM32 169H34V168H32ZM40 169H43V168H40ZM55 169H56V168H55ZM64 169H65V168H64ZM67 169H68V168H67ZM71 169H72V168H71ZM83 169H86V167H84ZM91 169H92V168H91ZM93 169H94V168H93ZM112 169H113V168H112ZM119 169H120V168H119ZM127 169H128V168H127ZM166 169H167V168H166ZM171 169H172V168H171ZM0 170H1V169H0ZM3 170H4V169H3ZM10 170H11V169H10ZM10 170H9V172H10ZM29 170H30V168H29ZM36 170H37V169H36ZM47 170H48V169H47ZM65 170H66V169H65ZM86 170H88V169H86ZM97 170H98V169H97ZM135 170H136V169H135ZM150 170H151V169H150ZM153 170H157V168H155V169H153ZM7 171H8V170H7ZM7 171H6V172H7ZM15 171H16V169H15ZM18 171H20V170H18ZM38 171H40V170H38ZM38 171H37V172H38ZM45 171H46V169H45ZM54 171H56V170H54ZM71 171H72V170H71ZM82 171H83V170H82ZM84 171H85V170H84ZM105 171H107V170H105ZM105 171H104L103 173H105ZM118 171H119V170H118ZM123 171H124V170H123ZM164 171H166V170H163V172H164ZM167 171H168V170H167ZM171 171H173V170H171ZM0 172H1V171H0ZM3 172H4V171H3ZM3 172H2V173H3ZM22 172H23V170H22ZM65 172H66V175H67L68 172H67V171H64V173H65ZM76 172H77V171H76ZM120 172H121V171H120ZM134 172H135V171H134ZM147 172H149V168H148ZM158 172H159V171H157V173H158ZM163 172H162V173H163ZM168 172H169V171H168ZM224 172H225V171H224ZM229 172H230V171H229ZM11 173H12V171H11ZM23 173H25V172H23ZM29 173H31V172H29ZM32 173H33V172H32ZM32 173H31V174H32ZM39 173H40V172H39ZM39 173H38V175H39ZM70 173H71V172H70ZM80 173H81V172H80ZM80 173H78V174H80ZM85 173H86V172H85ZM99 173H100V172H99ZM106 173H108V171H107ZM106 173H105V174H106ZM115 173H116V172H115ZM117 173H118V172H117ZM126 173H127V172H126ZM151 173H152V172H151ZM169 173H171V172H169ZM7 174H8V173H7ZM18 174H19V173H18ZM20 174H21V173H20ZM34 174H36L35 171H34ZM34 174H32V175H34ZM40 174H41V173H40ZM56 174H57V173H56ZM56 174H55V175H56ZM68 174H69V173H68ZM100 174H101V173H100ZM105 174H103V175H105ZM123 174H124V173H123ZM130 174H131V173H130ZM152 174H153V173H152ZM152 174H151V175H152ZM159 174H160V173H159ZM159 174H158V175H159ZM163 174H164V173H163ZM166 174H167V173H166ZM173 174H174V172H173ZM223 174H224V173H223ZM0 175H1V174H0ZM11 175H12V174H11ZM14 175H15V174H14ZM22 175H23V174H22ZM22 175H20V176H22ZM25 175H27V174H24V176H25ZM32 175H31V176H32ZM47 175H48V174H47ZM64 175H65V174H63V176H64ZM76 175H77V174H76ZM80 175H82V174H80ZM83 175H84V174H83ZM86 175H87V174H86ZM88 175L91 176V174H88ZM153 175H154V174H153ZM153 175H152V176H153ZM155 175H157V174H155ZM155 175H154V176H155ZM170 175H171V174H168V176H170ZM224 175H228V173H227V174H224ZM230 175H232V174H230ZM5 176H6V175H5ZM39 176H40V175H39ZM41 176H42V175H41ZM43 176H44V174H43ZM49 176H50V175H49ZM71 176H72V175H71ZM84 176H85V175H84ZM106 176H107V174H106ZM106 176H105V177H106ZM116 176H117V175H116ZM123 176H125V175H123ZM123 176H122V177H123ZM141 176H142V175H141ZM144 176H145V175H144ZM152 176H151V177H152ZM172 176H173V175H172ZM176 176H177V175H176ZM3 177H4V176H3ZM10 177H11V176H10ZM81 177H83V176H81ZM101 177H103V176H101ZM113 177H114V176H113ZM119 177H120V176H119ZM231 177H232V179H233V176H231ZM6 178H7V176H6ZM27 178H28V177H27ZM30 178H31V177H30ZM30 178H29V179H30ZM61 178H63V177H61ZM70 178H71V177H70ZM72 178H73V177H72ZM115 178H116V177H115ZM140 178H141V177H140ZM142 178H143V176H142ZM154 178H156V177H154ZM163 178H164V177H163ZM167 178H168V177H167ZM170 178H172V177H170ZM225 178H226V177H225ZM234 178H235V177H234ZM4 179H5V178H4ZM7 179H9V176H8ZM19 179H22V178H19ZM19 179H18V180H19ZM41 179H42V178H41ZM49 179H50V178H49ZM54 179H55V178H54ZM59 179H60V178H59ZM112 179H113V178H112ZM149 179H150V178H149ZM165 179H166V178H165ZM173 179H174V178H173ZM5 180H6V179H5ZM10 180H11V178H10ZM39 180H40V178H39ZM39 180H38V181H39ZM56 180H57V179H56ZM66 180H67V178H66ZM81 180H82V178H81ZM89 180H90V179H89ZM176 180H177V178H176ZM229 180H231L230 177H229ZM1 181H2V180H0V183H1ZM51 181H52V180H51ZM64 181H65V179H64ZM111 181H113V180H111ZM116 181H117V180H116ZM116 181H115V182H116ZM125 181H126V180H125ZM128 181H129V180H128ZM166 181H167V180H166ZM168 181H170V179H169ZM171 181H172V180H171ZM174 181H175V180H174ZM225 181H227V180H225ZM225 181H222V185H223V182H224V185H225ZM233 181H234V180H232V183H233ZM6 182H7V180H6ZM8 182H9V181H8ZM30 182H31V181H30ZM34 182H35V180H34ZM39 182H40V181H39ZM39 182H38V183H39ZM42 182H43V181H42ZM65 182H66V181H65ZM75 182H76V181H75ZM106 182H107V180H106ZM119 182H120V181H119ZM126 182H127V181H126ZM148 182H149V180H148ZM148 182H147V183H148ZM155 182H157V181H155ZM155 182H154V184H155ZM163 182H165V181H163ZM229 182H230V181H229ZM3 183H5V181H4ZM10 183H12V182H10ZM14 183H15V182H14ZM14 183H13V184H14ZM17 183H18V182H17ZM17 183H16V184H17ZM20 183H21V182H19V183L17 184V186L20 185V187H22L21 185H23V184H20ZM108 183H109V182H108ZM116 183H117V182H116ZM147 183H146V185H147ZM150 183H152V182H150ZM173 183H174V185H176V182H173ZM237 183H239V181H238ZM7 184H8V183H7ZM26 184H28V183H26ZM41 184H42V183L38 184V185H39V188H40V186H42ZM67 184H68V183H67ZM103 184H104V183H103ZM103 184H102V186H103ZM109 184H111V183H109ZM124 184H125V183H124ZM127 184H128V183H126V185H127ZM130 184H131V183H130ZM152 184H153V183H152ZM152 184H151V185H152ZM165 184H167V183H165ZM168 184H169V183H168ZM171 184H172V183H171ZM171 184H170V185H171ZM233 184H234V183H233ZM10 185H11V184H8L9 187H10ZM33 185H34V184H33ZM36 185H37V184H36ZM65 185H66V184H65ZM74 185H75V184H74ZM100 185H101V183H100ZM149 185H150V184H149ZM163 185H164V183H163ZM230 185H231V184H230ZM6 186H7V185H6ZM23 186H24V185H23ZM29 186H30V184H29ZM34 186H35V185H34ZM45 186H46V185H45ZM47 186H48V185H47ZM78 186H79V185H78ZM78 186H77V189H78ZM105 186H106V185H105ZM122 186H123V184H122ZM131 186H132V185H131ZM152 186L155 187L156 185H152ZM152 186H151V188H152ZM231 186H232V185H231ZM241 186H242V185H241ZM30 187H31V186H30ZM43 187H44V186H43ZM65 187H66V186H65ZM91 187H93V186H91ZM137 187H138V186H137ZM149 187H150V186H149ZM156 187H157V186H156ZM156 187H155V190L157 189ZM166 187H167V186H166ZM166 187L164 186L163 188L166 189ZM221 187H222V186H221ZM223 187H224V186H223ZM2 188L4 189V186H3ZM13 188H14V187H13ZM16 188H18V187H16ZM22 188H23V187H22ZM31 188H32V187H31ZM31 188H30V189H31ZM48 188H49V186H48ZM50 188L52 189V187H50ZM50 188H49V189H50ZM56 188H57V187H56ZM123 188H124V187H123ZM142 188H143V187H142ZM144 188H146V187L144 186ZM163 188H162V189H163ZM172 188H174V187H172ZM229 188H230V187H229ZM233 188H234V187H233ZM239 188H240V186H239ZM239 188H238V189H239ZM11 189H12V188H11ZM14 189H15V188H14ZM20 189H21V188H20ZM32 189H34V188H32ZM32 189H31V190H32ZM45 189H47V188H45ZM45 189H44V190H45ZM104 189H105V188H104ZM104 189H102V190H104ZM111 189H112V188H111ZM114 189H115V187H114ZM152 189H153V188H152ZM170 189H171V188H170ZM176 189H178V188H176ZM212 189H213V188H212ZM5 190H7L6 187H5ZM12 190H13V189H12ZM22 190H23V189H22ZM35 190H38V191H39V189H37V188H35ZM89 190H90V189H89ZM144 190H145V189H144ZM146 190H147V188H146ZM227 190H228V189H227ZM231 190H233V189H231ZM242 190H243V189H242ZM10 191H11V190H10ZM18 191H19V190H18ZM42 191H43V190H42ZM63 191H64V190H63ZM72 191H73V190H72ZM83 191H84V190H83ZM156 191H157V190H156ZM163 191H164V190H163ZM169 191H170V190H169ZM171 191H172V190H171ZM175 191H176V190H175ZM179 191H180V190H179ZM233 191H234V190H233ZM233 191H231V192H233ZM12 192H13V191H12ZM16 192H17V191H16ZM22 192H23V191H22ZM22 192H21V193H22ZM27 192H28V191H27ZM27 192H26V193H27ZM31 192H32V191H31ZM45 192H46V190H45ZM45 192H44V193H45ZM147 192H148V191H147ZM149 192H150V191H149ZM176 192H177V191H176ZM215 192H216V191H215ZM217 192H218V191H217ZM227 192H228V191H227ZM239 192H240V191H239ZM7 193H8V192H7ZM28 193H29V192H28ZM34 193H35V192H34ZM37 193H39V192H37ZM37 193H36V195H37ZM145 193H146V191H145ZM178 193H179V192H178ZM221 193H222V192H221ZM235 193H236V192H235ZM243 193H244V190H243ZM45 194H46V193H45ZM45 194H44V195H45ZM50 194H51V193H50ZM66 194H67V193H66ZM82 194H85V193H82ZM110 194H111V193H110ZM113 194H114V193H113ZM141 194H142V193H141ZM153 194H154V193H153ZM155 194H157V193H155ZM167 194H168V192H167ZM167 194H165V195H167ZM216 194H217V193H216ZM218 194H220V192H218ZM223 194H224V193H223ZM239 194H241V193H239ZM5 195H6V194H5ZM38 195H39V194H38ZM40 195H41V194H40ZM60 195H62V193H61ZM60 195H59V196H60ZM68 195H69V194H67V196H68ZM161 195H162V194H161ZM171 195H172V194H171ZM171 195H170V196H171ZM174 195H177V194H174ZM174 195H173V198H175ZM6 196H7V195H6ZM54 196H55V195H54ZM82 196H83V195H82ZM155 196H156V195H155ZM206 196H207V195H206ZM218 196H219V195H218ZM239 196H240V195H239ZM0 197H1V196H0ZM4 197H5V196H4ZM10 197H11V196H10ZM42 197H43V196H42ZM45 197H46V196H45ZM45 197H44V198H45ZM49 197H50V196H49ZM68 197H69V196H68ZM88 197H89V196H88ZM162 197H163V196H162ZM176 197L178 198L179 195H177ZM224 197H225V196H224ZM237 197H238V195H237ZM243 197H246V196L244 195ZM11 198H12V200L14 199L13 197H11ZM18 198H20V196H18ZM54 198H55V197H54ZM80 198H81V197H80ZM90 198H91V197H90ZM173 198H172V199H173ZM2 199H3V197H2ZM5 199H7V198L5 197ZM23 199H24V198H23ZM41 199H42V198H41ZM78 199H79V198H78ZM82 199H83V198H82ZM84 199H85V198H84ZM86 199H87V198H86ZM136 199H137V198H136ZM157 199H158V198H157ZM159 199H160V198H159ZM168 199H169V195H168ZM244 199H246V198H244ZM244 199H243V200H244ZM3 200H4V199H3ZM3 200H1L0 203H2ZM9 200H11V199H9ZM19 200H20V199H19ZM19 200H18V201H19ZM51 200H52V199H51ZM59 200H60V198H59ZM63 200H64V199H63ZM65 200H66V199H65ZM173 200H174V199H173ZM246 200H247V199H246ZM13 201H14V200H13ZM45 201H46V200H45ZM49 201H50V200H49ZM60 201H61V200H60ZM77 201H78V200H77ZM85 201H86V200H85ZM157 201H158V200H157ZM171 201H172V200H171ZM176 201H178V200L176 199ZM238 201H239V203H238V205H239V204H240V200H238ZM10 202H11V201H10ZM19 202H21V201H19ZM50 202H51V201H50ZM58 202H59V201H58ZM62 202H63V201H62ZM173 202H174V201H173ZM173 202H172V203H173ZM200 202H203V201H200ZM3 203H4V201H3ZM8 203H9V202H8ZM17 203H18V202H17ZM17 203H14V204H17ZM24 203H25V201H24ZM40 203H41V202H40ZM51 203H52V202H51ZM136 203H137V202H136ZM172 203H171V204H172ZM245 203H247V201H246ZM6 204H7V203H6ZM60 204H62V203H60ZM60 204H59V205H60ZM63 204H64V203H63ZM134 204H135V203H134ZM171 204H170V206H171ZM176 204H177V203H176ZM242 204H243V202H242ZM242 204H241V205H242ZM9 205H12V204H9ZM38 205H39V204H38ZM57 205H58V204H57ZM168 205H169V204H168ZM3 206H4V205H3ZM3 206H2V207H3ZM18 206H19V205H18ZM40 206H41V204H40ZM79 206H80V204H79ZM134 206H135V205H134ZM174 206H175V204H174ZM197 206L200 207L199 205H197ZM239 206H240V205H239ZM242 206H244V204H243ZM242 206H240V207L242 208ZM76 207H77V206H76ZM86 207H87V206H86ZM88 207H89V206H88ZM171 207H172V206H171ZM202 207H203V206H202ZM240 207H238V208H239V211L242 212V210H240ZM11 208H12V207H11ZM164 208H165V207H164ZM169 208H170V207H169ZM20 209H21V208H20ZM39 209H40V208H39ZM82 209H83V208H82ZM84 209H85V208H84ZM88 209H89V208H88ZM244 209H245V208H244ZM244 209H243V210H244ZM9 210H10V209H9ZM36 210H37V209H36ZM5 211H6V210H5ZM19 211H20V210H19ZM72 211H73V210H72ZM0 212L3 214L2 216H0V219H2V217L4 216V213H5V215H6V212H4V211H3V212L0 211ZM87 212H88V211H87ZM162 212H163V211H162ZM162 212H161V213H162ZM237 212H238V211H237ZM11 213H12V212H11ZM185 213H186V212H185ZM256 213H258V212H256ZM90 214H91V213H90ZM246 214H249V213H246ZM0 215H1V214H0ZM176 215H177V214H176ZM251 215H253V214H251ZM162 216H163V215H162ZM165 216H166V215H165ZM182 216H183V215H182ZM184 216H185V215H184ZM253 216H254V215H253ZM8 217H9V216H8ZM14 217H15V216H14ZM16 217H17V216H16ZM25 217H26V216H25ZM257 217H258V216H257ZM5 218H6V217H5ZM10 218H11V217H10ZM23 218H24V217H23ZM186 218H188V216H186ZM250 218H251V217H250ZM180 219H181V218H180ZM184 219H185V218H184ZM253 219H255V218H253ZM7 220H8V219H6V221H7ZM27 220H28V219H27ZM189 220H190V219H189ZM189 220H188V221H189ZM202 220H203V218H202ZM0 221H1V220H0ZM18 221H20V220H18ZM34 221H35V220H34ZM129 221H130V220H129ZM184 221H187V220H184ZM220 221H221V220H220ZM7 222H8V221H7ZM10 222H11V221H10ZM13 222H14V221H13ZM15 222H16V221H15ZM52 222H54V221H52ZM170 222H171V221H170ZM180 222H181V221H180ZM194 222H195V221H194ZM252 222H253V221H252ZM255 222H256V221H255ZM259 222H260V221H259ZM24 223H25V222H24ZM26 223H27V221H26ZM35 223H37V222L35 221ZM38 223H39V222H38ZM38 223H37V224H38ZM40 223H41V222H40ZM50 223H51V222H50ZM199 223H200V222H199ZM6 224H7V223H6ZM11 224H12V223H11ZM13 224H14V223H13ZM16 224H17V223H16ZM186 224H187V223H186ZM202 224H203V223H202ZM202 224H200V225H202ZM258 224H259V223H258ZM1 225H2V224H1ZM1 225H0V226H1ZM17 225L20 226V224H17ZM33 225H36V224H33ZM47 225H48V224H47ZM221 225H222V224H221ZM221 225H220V226H221ZM250 225H251V224H250ZM260 225H261V223H260ZM262 225H263V224H262ZM223 226H224V224H223ZM251 226H252V225H251ZM1 227H2V226H1ZM20 227H21V226H20ZM24 227H25V226H24ZM28 227H31V226H28ZM48 227H49V226H48ZM183 227H184V226H183ZM192 227H193V226H192ZM199 227H200V226H199ZM244 227H245V226H244ZM16 228H17V227H16ZM45 228H46V227H44V229H45ZM251 228H252V227H251ZM5 229H6V228H5ZM240 229H241V228H240ZM242 229H244V228H242ZM248 229H249V228H248ZM6 230H7V229H6ZM12 230H13V229H12ZM14 230H15V229H14ZM193 230H194V228H193ZM238 230H239V229H238ZM245 230H246V228H245ZM245 230H243V231H245ZM0 231H1V230H0ZM182 231H183V230H182ZM194 231H195V230H194ZM250 231H251V230H250ZM2 233H3V232H2ZM182 233H183V232H182ZM194 233H195V232H194ZM197 233H198V232H197ZM197 233H196V234H197ZM233 233H234V232H233ZM236 233L239 234L238 232H236ZM245 233H246V232H245ZM185 234H186V233H185ZM196 234H195V235H196ZM246 234H247V233H246ZM248 234H249V233H248ZM248 234H247V235H248ZM5 235H6V234H5ZM195 235H194V236H195ZM244 235H245V234H244ZM249 235H250V234H249ZM1 236H2V235H1ZM196 236H197V235H196ZM198 236H199V235H198ZM231 236H232V235H231ZM245 236H246V235H245ZM189 237H190V236H189ZM246 237H247V236H246ZM248 237H249V236H248ZM193 238H194V237H193ZM228 238H230V237H227V241H232V240H228ZM236 238H237V237H236ZM189 239H190V238H189ZM191 239H192V238H191ZM224 239H226V237H225ZM241 239H242V238H241ZM244 239H246V238H244ZM244 239H242V240H244ZM234 240H235V239H234ZM172 241H173V240H172ZM220 241H221V239H220ZM245 241H246V240H244V242H245ZM186 242H187V241H186ZM186 242H184V243L186 244ZM232 242H234V241H232ZM238 242H239V240H238ZM174 243H175V242H174ZM219 243H220V242H219ZM227 243H228V242H227ZM246 243H247V241H246ZM246 243H245V244H246ZM167 244H168V243H167ZM185 244H183V245H185ZM223 244L226 245V240H225V242L223 241ZM229 244H231V243H229ZM234 244H235V243H234ZM238 244H239V243H238ZM238 244H237V245H238ZM241 244H243V243H241ZM245 244H244V245H245ZM168 245H169V244H168ZM176 245H177V244H176ZM180 245H181V244H180ZM225 245H224V246H225ZM246 245H247V244H246ZM173 246H174V245H173ZM226 246H227V245H226ZM242 246H243V245H242ZM171 247H172V246H171ZM183 247H184V246H183ZM220 247H221V246H220ZM220 247H219V248H220ZM181 248H182V247H181ZM181 248H180V249H181ZM219 248H218V249H219ZM223 248H224V247H223ZM235 248H237L236 245H235ZM239 248H240V247H239ZM155 250H157V249H155ZM178 250H179V249H178ZM235 250H236V249H234V251H235ZM220 251H221V249H220ZM224 251L227 252L226 250H224ZM224 251H223V252H224ZM232 251H233V250H232ZM234 251L232 252L233 254H234ZM153 252H154V251H153ZM161 252H162V251H161ZM161 252H160V253H161ZM183 252H184V251H183ZM155 253H156V252H155ZM181 253H182V252H181ZM184 253H186V252H184ZM228 253H229V250H228V252H227V255H228ZM216 254H217V253H216ZM235 254H236V253H235ZM235 254H234V255H235ZM157 255H158V254H157ZM166 255H167V254H166ZM166 255H165V256H166ZM177 255H178V254H177ZM217 255H218V254H217ZM221 256H222V251H221ZM221 256H220V258H221ZM230 256H231V255H230ZM218 257H219V256H218ZM218 257H217V259H218ZM160 258H161V257H160ZM168 258H169V256H168ZM223 258H224V254H223L222 259H223ZM229 258H230V257H229ZM231 258H232V257H231ZM163 259H164V258H163ZM170 260H171V258H170ZM170 260H169V261H170ZM180 260H181V259H180ZM182 260H183V257H182ZM184 260H185V259H184ZM223 260H225V259H223ZM223 260H221V261H223ZM185 261H186V260H185ZM216 261H217V260H216ZM218 261H220V260H218ZM218 261H217V262H218ZM172 262H173V261H172ZM59 263H60V262H59ZM59 263H58V264H59ZM1 264H3V263H1ZM184 264H185V263H184ZM208 264H209V263H208Z\"/></svg>",
  "mask_w": 264,
  "mask_h": 264
}]
</instances>
